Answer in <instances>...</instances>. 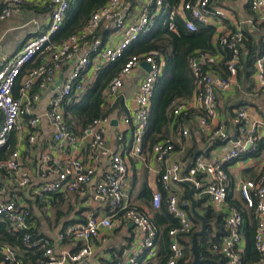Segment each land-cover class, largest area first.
I'll return each instance as SVG.
<instances>
[{
  "label": "built area",
  "instance_id": "built-area-1",
  "mask_svg": "<svg viewBox=\"0 0 264 264\" xmlns=\"http://www.w3.org/2000/svg\"><path fill=\"white\" fill-rule=\"evenodd\" d=\"M24 1L4 0L3 6L0 7V22L10 18ZM34 1L36 5L46 9L49 24L45 33L29 39L15 55L10 59H3L0 63V150L7 149L12 135L21 131H26L27 144L30 147L35 146L42 117L34 114L33 109L39 104L42 92L54 83L57 72L64 65L71 64V70L63 78L60 86L54 90L44 113L52 135L51 144L40 157L39 172L44 179L49 176L54 178L41 183L34 195L39 201H44L55 194L83 193L85 188L90 187L93 198L99 201L108 213L99 214L94 210H88L82 222L59 230L55 244L83 243L84 246L73 253L62 251L61 254L56 255L47 238H35L29 232L32 229L29 221L31 211L27 204L18 201L14 195L4 199L8 189L2 186L0 187V222L7 224V231L12 235L21 233V243L28 250L21 252L19 248L0 244V260L3 264H23L21 257L25 253L40 250L42 255L34 264H86L85 260L91 254L89 243L99 239L102 231L110 230L115 221L133 224L138 237L137 243L145 251V259L153 258L157 240L156 227L146 214L141 213L128 202L126 189L128 167L120 154L114 153L107 146L106 134L112 117L107 114L93 120L82 129L80 137H76L66 124L63 109L72 97L82 93L88 73L99 71L104 63L115 62L141 34L151 29L154 19L165 6L164 2L137 0L138 7L131 9L128 0H109L105 6L91 15L80 33L71 35L63 42L54 45L50 42V37L60 30L72 0ZM249 5L258 20L264 22V0H250ZM225 14L223 9L211 7L210 0H181L179 6L169 11L166 24L170 31L175 32V19L180 17L185 28L194 32L198 25L208 26L212 16L224 18ZM102 27L110 32L107 45H104L102 39L96 35L98 29ZM244 40V33L241 29H237L218 36L214 41L215 45L218 43L232 55L225 64L228 73L226 78L204 72L202 66L211 64L212 58L200 52L191 62L195 83L193 104L180 102L172 111L173 117H177L182 114L186 116L188 114L186 112L192 107L199 108L203 114L196 119L198 131L202 135L212 136L218 141L231 144V148L220 159L205 161L198 156L185 171L179 165L172 164L165 167L160 175L158 181L161 190L153 192L152 207L155 210L159 209L162 192H165L168 212L178 222L177 227L168 231L171 255L167 264H178L183 258L184 252L177 238L192 232V222L180 206L173 186L191 184L193 189L195 187L199 189L202 182L205 183L202 193L210 199L213 210L220 211L230 192V177L225 165L246 152L254 151L261 133L264 132V120L251 119L244 108L235 112L234 137H230L227 133L225 123L219 122L215 126L211 124L218 116L217 93L228 91L232 79L236 77L239 62L238 47ZM259 41L263 50L254 62L253 75L257 88L264 91V37ZM36 58H41L39 65L25 71L26 66L32 64ZM142 63L147 64L149 70L138 86L133 104L122 116V125L127 129L132 128L129 150L132 156L140 155L142 150L155 83L161 75L164 64L162 56L158 52L131 56L103 90L105 106L107 103L113 105L124 86V81ZM18 82L19 87L15 90ZM177 132L183 138L188 136V130L180 125ZM116 140L122 145L125 137L117 134ZM69 144L84 145V156L65 158L57 156V153ZM173 151L174 144L170 139L152 146L154 158L159 163H163ZM6 154H8L6 158H0V172L8 176V184L13 188L12 190H25L31 183V175L24 167L19 147ZM104 161L106 167L98 172L97 167ZM198 177L201 180H198ZM206 178L207 182H205ZM239 192L243 206L253 210L254 247L259 257L258 264H264V171L255 180L241 181ZM242 224L243 215L232 209L224 220L225 235L210 246V251L214 255L223 257L226 264H241L239 244L243 235ZM116 264H137V257L120 260Z\"/></svg>",
  "mask_w": 264,
  "mask_h": 264
},
{
  "label": "crops",
  "instance_id": "crops-1",
  "mask_svg": "<svg viewBox=\"0 0 264 264\" xmlns=\"http://www.w3.org/2000/svg\"><path fill=\"white\" fill-rule=\"evenodd\" d=\"M128 1L131 9H134L135 7L137 8L139 5L137 0ZM3 2L4 0H0V7L3 6ZM249 2L250 0H210L211 7H218L223 9V11L226 13L224 18L212 16L211 23L208 25L215 29L216 34L212 38V45L214 47V41L219 35L229 34L230 32H233L237 29H241L245 37L247 35L256 40L264 37V22L258 20V17L250 9ZM179 5L180 2L175 7ZM179 19L181 18L179 17ZM48 24L49 16L46 9L36 5L34 0H25L20 8L10 18L0 22V63L3 61V59H10L13 55H15L26 43V41L39 34L45 33ZM83 27L77 33H80ZM109 34L110 32L105 30L103 27L99 28L96 32V35L102 39L104 45L108 44L110 37ZM63 41L52 42V44L57 45ZM81 54H83V52ZM210 56L212 58V66L216 70L214 72L215 75L220 77H228V73L223 66L219 51L216 49L214 55ZM240 57H244L241 62L239 60ZM240 57L238 59L239 62L237 74L236 77L232 79L230 89L225 93H217L218 116L215 121L211 122L212 126H215L219 122L225 123L227 133L230 135V137H234L236 133V127L233 124V119L235 117V112L239 109L244 108L251 119L258 121L264 120V91L258 89L256 86L253 75L254 66H247L248 62L246 61L248 57V50L246 47H244ZM106 64L107 63H104L99 71H92L87 74L85 77L83 91L96 79L97 75L100 73V71H102ZM141 65L133 70L131 75H129L124 81V86L120 90V94L114 104L111 105L110 103H107L106 105V110H109L112 109L117 102L121 103V110L115 109L109 113L112 117V121L116 120V125H112L111 121L109 125L110 128L106 134V140L108 148L114 153L120 154L128 167V175L126 179L128 202H130L132 207L141 213L146 214L151 220L153 213L152 211L155 210L151 204L152 194L155 191L161 190L158 179L164 172L165 167L172 164H177L183 171H185L190 165L189 160L191 158L194 160V158L201 156L205 161L220 159L230 150L231 144L218 141L217 138L212 136L202 135L198 131L196 125V119L200 116L199 114L201 110L197 107H192V114L190 115L189 120L187 121L186 118L181 119L182 124H179V121H176L178 117H173V114L170 113L172 116H170L169 135L166 138L173 142L174 151L163 163L156 161L152 153L153 145L150 146V143L148 141H144V138L140 155L132 156L129 154L131 147L130 129L132 128L127 129L122 125V116L133 104V98L137 93L138 86L147 72ZM71 68L72 65L67 64L57 72L54 83L42 92V98L39 104L33 109L34 114L40 115L42 117L41 124L38 127L39 135L35 146L30 147L27 144L26 131H21L12 135L7 145V149L0 150V158L3 159L8 156L6 153H10L11 150L19 147L24 167L30 171L31 175L30 185L25 190L15 191L12 190L13 188L8 184V176L5 173L0 172V187L5 186L8 189V193L4 199H8L10 195H14L18 201L27 204L31 211V215H33V220H31V228L35 229L38 237L47 238L56 255L61 254L62 251L73 253L84 246L83 243L64 242L60 245L55 244V237L59 230H62L75 223L82 222L84 215L88 210H94L99 214L108 213V210L103 208L101 203L93 198L90 187H88V189L85 188V192L83 193H74L68 195L55 194L44 201H39L34 195L35 190L41 183L44 181H51L54 178L53 176H49L47 179H44L42 173L39 172L40 157L51 144L52 135V130L47 125V122L44 118V113L54 90L60 86L63 78L68 74ZM220 70L225 73V76L221 74ZM58 80L60 83L56 87L55 83ZM81 94L79 96L72 97L66 103V105L69 104L73 99L79 98ZM192 96V99L189 100V104H193ZM65 106L63 109V115L65 112ZM179 125L182 128H186L188 130L187 137L183 138L179 135L177 132ZM81 131H77L74 133V135L76 137H80ZM117 134H122L125 137L124 144L120 145L117 142ZM262 139H264V132L261 133V137L258 142ZM163 141L165 140H161L158 143ZM84 150V145L77 144L74 146L69 144L66 145L61 152H58L57 156L61 158L78 155L84 156ZM190 150L194 151V155H187ZM105 167L106 163L104 161L97 167L98 172H101V170ZM263 170L264 149L256 158H244V156H242L238 161L228 165L227 172L230 177V192L220 211L213 210L210 199L207 195L202 193L205 184L203 182L201 188L199 189L196 187L193 189L191 184H177L173 186V191L178 197L180 206L188 214L192 222V229L194 227V223L191 216L201 222V226L197 231L200 232L202 229V221L200 218L204 219L206 210L208 208H210L216 215L222 217L223 224L226 216L232 209L239 211L236 206H234L235 203H239L243 211L249 215L250 210L246 209L241 202L239 185L241 181L255 180L260 176V174H262ZM198 180H201L200 177H198ZM205 182H207V178L205 179ZM60 195L63 196V202L59 204V207L64 211L63 213L66 214L60 218L58 223H56L57 217L55 215L52 202L58 199ZM166 197L167 194L162 192L161 202L164 200L166 203ZM211 225V228L215 229V226L212 222ZM224 235L225 229L223 236ZM137 240L138 237L133 224L125 221H115L113 227L110 230L102 231L99 239L92 240L89 243L91 254L86 258L85 262L86 264H116L120 260L124 261L136 256L137 264H147L148 262L155 263V260L158 256V251L160 249L159 245L157 244V240L155 246V255L150 259H145V251H143L140 245H138ZM244 245L245 239L242 235V240L239 244L241 253L243 252ZM23 257H21V260ZM0 264H3L1 260Z\"/></svg>",
  "mask_w": 264,
  "mask_h": 264
},
{
  "label": "trees",
  "instance_id": "trees-1",
  "mask_svg": "<svg viewBox=\"0 0 264 264\" xmlns=\"http://www.w3.org/2000/svg\"><path fill=\"white\" fill-rule=\"evenodd\" d=\"M190 1V0H184ZM109 0H72L70 3L64 23L60 30L50 37V42H60L68 38L70 35L77 33L86 24L91 15L99 8L105 6ZM164 8L160 14L154 19V24L151 29L141 34L119 57L115 62L107 63L105 67L97 75L96 79L88 85L81 96L73 99L65 106L64 117L68 128L76 133L84 129L93 120L101 118L109 114L115 109L121 110V103L117 102L112 109H107L103 98V90L106 84L119 73L125 62L133 55L147 54L158 52L163 58V68L160 77L155 83L154 96L151 100V105L148 114V124L144 141H148L150 146L166 140L169 135L170 116L174 107L180 102L188 103L194 92L195 83L191 67L192 60L201 52L207 55H214L215 50L219 51L222 58L223 66L226 69V62L231 59V53L218 43L215 47L212 45V38L215 36V29L211 26L198 25L194 32L188 31L181 19H175L176 31H170L167 27V17L171 9L180 2V0H163ZM221 36V35H219ZM244 47L248 50L247 66L254 65L256 58L262 53L263 47L259 40L250 36L245 37L242 45L238 47V59ZM244 57H240V62ZM41 58L34 59V62L26 66V70L39 65ZM238 67V66H237ZM202 70L208 73H214L216 70L211 64L202 66ZM24 71V72H25ZM225 76V73L221 71ZM215 74V73H214ZM22 75V74H21ZM226 78V77H222ZM19 87V82L16 84L15 90ZM171 113V114H170ZM188 113V114H187ZM185 115L177 116L179 124H182L181 119L190 118L191 110ZM200 111V116H202ZM264 149V139L256 144L254 151L246 152L239 158L233 159L225 165L227 166L238 161L242 156L244 158H256ZM187 155H194V151L190 150ZM192 158L189 160L192 163ZM264 171V170H263ZM55 199V198H54ZM63 202V196L60 195L53 204L56 215V223L65 215L60 209L59 204ZM234 206L243 215L242 233L245 239L243 252L241 253V264H258V253L254 247V227L255 221L253 210L250 214L245 213L239 203ZM152 222L157 228V244L159 245L158 256L155 263L148 262L147 264H167L171 255L169 250L170 238L168 231L178 226V222L168 212L165 201L160 204L159 209L152 211ZM33 215L29 221L33 220ZM248 216V218H247ZM250 216V217H249ZM194 227L188 235L179 236L178 243L183 248L184 256L178 261V264H191L193 262L192 254V236L201 226L198 219L192 217ZM204 220L206 222L205 232L196 238V249L199 261L197 264H226V260L214 255L210 251V246L219 241L224 234V224L222 217L216 215L210 208L206 210ZM211 222L215 229L211 228ZM250 222V223H249ZM35 238L38 235L35 229L29 231ZM0 244H8L11 247H16L21 252H27L28 249L23 247L21 243V233L12 235L7 231V224L0 222ZM25 254L23 264H34L42 255L40 250L28 251ZM141 264V263H140Z\"/></svg>",
  "mask_w": 264,
  "mask_h": 264
},
{
  "label": "water",
  "instance_id": "water-1",
  "mask_svg": "<svg viewBox=\"0 0 264 264\" xmlns=\"http://www.w3.org/2000/svg\"><path fill=\"white\" fill-rule=\"evenodd\" d=\"M143 68H145L146 71L149 70V66L145 63H142L141 65ZM60 81L58 80L56 83H55V86L57 87L59 85ZM54 86V87H55ZM112 125H116V120L112 121ZM248 146V145H247ZM248 148V147H247ZM201 221H202V229L200 232H196L193 234L192 236V247H191V250H192V254H193V262L191 264H197L198 261H199V258H198V253H197V249H196V238L200 235H202L204 232H205V229H206V223H205V220L203 218H200Z\"/></svg>",
  "mask_w": 264,
  "mask_h": 264
}]
</instances>
